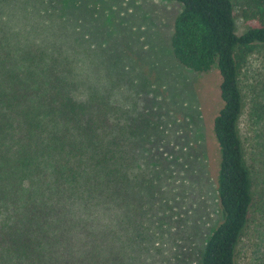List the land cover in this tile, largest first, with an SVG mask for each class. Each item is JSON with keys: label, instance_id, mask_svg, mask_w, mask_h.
<instances>
[{"label": "trees", "instance_id": "1", "mask_svg": "<svg viewBox=\"0 0 264 264\" xmlns=\"http://www.w3.org/2000/svg\"><path fill=\"white\" fill-rule=\"evenodd\" d=\"M11 1L0 0V264H121L120 207L135 190L141 139L136 117L88 79L55 35L59 23L45 20L51 7ZM164 1L181 7L171 36L176 60L199 73L215 66L220 76L213 134L222 220L200 264H236L254 207L239 74L264 45V1L254 2L261 24L240 36L231 0Z\"/></svg>", "mask_w": 264, "mask_h": 264}, {"label": "rangeland", "instance_id": "2", "mask_svg": "<svg viewBox=\"0 0 264 264\" xmlns=\"http://www.w3.org/2000/svg\"><path fill=\"white\" fill-rule=\"evenodd\" d=\"M231 1L238 36L261 24L254 5L260 0ZM41 2L51 7L45 20L59 23L55 35L75 51L88 79L129 107L138 123L135 190L120 207L121 264H200L205 242L222 220L213 134L222 101L215 66L195 72L172 53L180 5L164 0ZM239 87V133L253 178L254 207L236 264H264V45L247 57Z\"/></svg>", "mask_w": 264, "mask_h": 264}]
</instances>
